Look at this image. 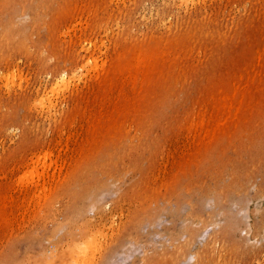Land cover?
Instances as JSON below:
<instances>
[{"label": "rangeland", "instance_id": "1", "mask_svg": "<svg viewBox=\"0 0 264 264\" xmlns=\"http://www.w3.org/2000/svg\"><path fill=\"white\" fill-rule=\"evenodd\" d=\"M186 2L0 0V264H198L264 208V0ZM238 236L212 264H264Z\"/></svg>", "mask_w": 264, "mask_h": 264}, {"label": "bare ground", "instance_id": "2", "mask_svg": "<svg viewBox=\"0 0 264 264\" xmlns=\"http://www.w3.org/2000/svg\"><path fill=\"white\" fill-rule=\"evenodd\" d=\"M185 1H190V2H186V4L188 5L189 3H191V2H194V0H185ZM24 2V1H23ZM183 3H185V2H183ZM36 4V3H35ZM31 10H33V11H35V12H37V9L36 10H34L33 8H31ZM4 9L2 10V13L4 14ZM0 12H1V10H0ZM8 13V12H7ZM151 14V13H150ZM6 15V14H5ZM8 15V14H7ZM10 17V16H9ZM10 18H13V17H10ZM59 69V67H57V68H55V70H58ZM76 71V70H75ZM70 73V75L72 76V77H76V72H74L73 71V69H71L70 71H69ZM67 73V72H66ZM66 78H65V75H63V74H60L59 75V78H58V83H57V85H58V87L59 88H61V87H63L65 84H66ZM256 83V82H255ZM255 86H257V84H255ZM43 97H45V96H43ZM50 99H51V97L50 98H41L40 99V104L42 105V107H44L43 109H45V107H47L46 105H48L47 104V102L48 101H50ZM48 103H51V107H53L52 106V101H50V102H48ZM48 108V107H47ZM50 108V107H49ZM49 108H48V110H49ZM249 112V111H248ZM251 112V111H250ZM48 156H49V154H46V156H44V159H48ZM37 169V168H36ZM36 169H34L35 171H36ZM45 170H46V167L44 168ZM44 170V171H45ZM37 171H38V169H37ZM37 171L36 172H34L33 173V171H31L29 174H28V177L30 176L31 178H33L34 179V177L36 176H33L34 174H36L37 173ZM43 171V172H44ZM42 173V172H41ZM44 173H46V172H44ZM43 174V173H42ZM38 175H39V173H38ZM44 175V174H43ZM40 176H42L41 174H40ZM46 176H48V175H46ZM46 176H43V178L44 177H46ZM41 178V177H40ZM43 180V179H42ZM45 180V179H44ZM97 195H94V197H96ZM217 196V195H216ZM240 196H243V197H241V200L243 201V202H245V201H247V199H245V195H240ZM204 198L203 199H200L201 200V204L204 206V209L203 210H208V209H210L211 208V204H212V202L214 203V201H215V199H216V197H213V196H211L210 197V195H205V196H203ZM220 200H221V202H222V204H225L226 203V201H227V196H221V198H220ZM261 201V200H260ZM257 205V204H256ZM163 207V206H162ZM258 208H256L257 210H256V212H253L254 213V217H250L249 219H247L246 221H242V222H240V221H236V222H231V224H230V226H229V222H230V220L227 218V217H229V215L228 214H225L224 213V211H222V212H220L218 215H217V218H214V220L212 221V224L210 223V220H211V218H212V212L211 211H207V213H208V215H209V217H207V218H205V219H203L202 221H201V227L199 228V229H197V230H195V231H197V232H199L201 229H205V228H208V227H210V226H212L213 224H215V223H217L218 221H221V220H227V224L225 225V228H223L222 230H220L219 232H218V234H216L214 237H213V239H211L210 240V243H211V245H210V254L207 256V255H205V253L203 254V252H201V251H199V252H197L196 253V256L194 257L195 258V260L197 261V263L198 264H212V262H214V260H215V258H216V254H215V245L216 244H218V240H220L221 242H222V244H223V247H224V249H228V251H230L229 250V248H231V250H233V251H231V253L234 255V257H236L237 259H238V262L239 261H241V262H244L245 260H246V258H247V256L244 254V252H240V251H243V250H238L237 248H240L241 247V245L243 244V239H241V238H239V236L237 237V241L235 240V241H233L232 243H230V241H228L227 242V234L229 233V231L230 230H232V231H235V228H239V226L240 227H244L246 230L247 229H249V230H251L252 231V233H253V235H257L258 237H260L261 235H264V208L263 209H261L260 207H259V205L257 206ZM161 208V207H160ZM237 208V207H236ZM236 208H234V210L236 211ZM247 208L248 207H243L242 209H241V213L243 214H246L245 216L247 217L248 215H249V211L247 210ZM234 211V212H235ZM216 212V211H215ZM243 214V215H244ZM256 214H258L259 216L257 217V216H255ZM218 216L220 217V220L218 219ZM151 220V219H150ZM132 221H134L133 219H132ZM151 221H147V223H150ZM209 223H210V225H209ZM241 224V225H240ZM75 226V225H74ZM73 225H71V226H69L68 228H70L71 230H74L75 228H73L74 227ZM137 227V226H136ZM135 222H133L131 225H130V227H129V229H128V231H127V233H125V235H124V237L123 238H125V237H127L128 236V234L130 233H132L133 231H135ZM78 227H76V229H77ZM79 228H81V226L79 227ZM78 228V229H79ZM75 229V230H76ZM70 230V231H71ZM85 230V226L84 227H82V229L80 230V232H77V234H75L76 232L75 231H73V232H71L72 233V235H71V238H69V239H67V241H70V243L72 244V246H74V244H76L77 242H78V239H79V233H81V232H83ZM69 230H67V232H70ZM239 231H237V233H238ZM197 234V233H196ZM195 234V235H196ZM251 234V233H250ZM68 235V234H67ZM70 235V234H69ZM193 235V234H192ZM237 235V234H236ZM61 237H62V234H61ZM113 237V236H112ZM59 238V237H58ZM68 238V237H67ZM111 238V237H110ZM60 239V238H59ZM106 239H108V238H106ZM118 241L119 240H117L115 243H118ZM174 241H176V239H174ZM177 242V241H176ZM121 243V241H119V243L118 244H120ZM129 243V242H128ZM131 243V242H130ZM179 243V242H178ZM248 243V242H247ZM122 244H123V242H122ZM58 245H60L61 246V243L60 244H58ZM177 245V244H176ZM180 245V244H179ZM186 247H188V244H182V245H180V246H178L177 247V249H176V251H175V253H174V258H173V263L172 264H178L179 262H180V260H182L183 258L185 259H187L188 257H189V253L187 254V252H186ZM106 250H107V247H106ZM104 251V250H103ZM72 255H73V253H72ZM73 257H74V255H73ZM37 258H39V257H37ZM205 258V259H204ZM219 259H221V258H219ZM218 259V260H219ZM38 260V259H37ZM40 261L41 262H39V263H41V264H63V261H62V254H60V252L59 253H55V252H52V251H49V252H43L42 254H41V258H40ZM38 262V261H37ZM38 263V264H39ZM107 264V263H106Z\"/></svg>", "mask_w": 264, "mask_h": 264}]
</instances>
